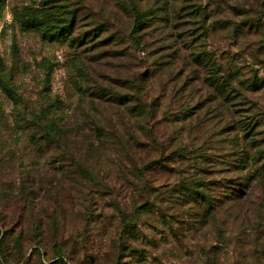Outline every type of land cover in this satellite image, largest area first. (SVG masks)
<instances>
[{"label": "rangeland", "instance_id": "obj_1", "mask_svg": "<svg viewBox=\"0 0 264 264\" xmlns=\"http://www.w3.org/2000/svg\"><path fill=\"white\" fill-rule=\"evenodd\" d=\"M132 4L148 12L139 47ZM198 55L218 68L211 78ZM137 72L159 102L151 127L170 149L186 146L191 163L197 149L225 158V118L250 122L251 156L264 149V0H0V239L10 235L0 264H264V158L239 168L254 175L248 187L210 165L211 182L230 180L226 191L244 197L205 216L169 190L175 174L194 173L188 161L139 177L95 141L96 120L138 133L96 90ZM43 110L62 117L91 174L75 173L62 146L32 139L29 118Z\"/></svg>", "mask_w": 264, "mask_h": 264}, {"label": "trees", "instance_id": "obj_2", "mask_svg": "<svg viewBox=\"0 0 264 264\" xmlns=\"http://www.w3.org/2000/svg\"><path fill=\"white\" fill-rule=\"evenodd\" d=\"M74 14L76 15V11ZM130 14L133 17L131 37L136 47H139L141 44V31L148 25L146 21V14L148 12L132 4ZM197 58L208 69L209 74L206 79L211 78L212 75L210 74H216L218 72L217 67L216 71H214L215 63L210 61V59H206V57L202 58L199 55ZM147 80V77L142 72H137L131 77L119 78V81H116V85L114 84V86H120L119 88L112 86V83H99L96 85L97 95L101 96L102 101L109 102L110 106L115 108L120 122L127 124L129 118H127L126 114H128L138 125V133L135 135L128 126L124 127L125 133L120 132L113 125H111L112 129L108 131L96 120L95 131L98 141L96 137L94 139L99 145L105 146L103 148L104 150L108 149V151H103V153H106L108 156L113 155L116 158L113 159L114 162L120 159L121 165L119 166L121 169L123 167L126 168L125 160H127L131 165V168L129 169L127 167V170L132 173L134 172V175L137 173L139 177H144L146 172L150 171L154 172L166 168L174 170L175 167H170L169 162H175L176 164L178 156L183 159L178 163L180 168L188 161L189 170H194V173L190 175L188 170H184L183 172L185 174L182 176L180 174L179 178L175 174L176 179L173 182L174 184L170 185L169 190L174 194L177 193L178 197L180 195L185 196L183 197L184 200L193 201L194 203L202 205L206 212L204 214L205 216H214L215 209L223 204L226 205L230 202L235 205L241 204L244 196L241 194L239 187H230V190L226 191V187L229 188L228 183H230V180L224 179L223 182L215 183L211 182L206 174L209 171L210 165H214V163L218 165L223 164L225 165L224 169L226 171L230 169L234 172L232 179L237 181H235L236 184H243L245 187H248V184L253 181L254 175L250 173L252 172L251 170L246 173L243 171L242 173L239 168H246L249 160H252V163L256 164L260 160L257 156L264 158V149H260L259 154L255 153L252 156L249 153L248 144L255 142V139L252 137L255 131H253L254 129L250 122L243 124L242 120H240L238 121L239 126L234 127L233 122L235 121L231 122L224 117L226 124L221 127L223 132H220V134H226L225 139L221 140L228 145L227 150H224L225 158L220 159L215 157L216 160L213 155H209L205 151H200L199 153L197 149L195 151L197 156L193 163H191L189 161L191 160V156L189 157V151L186 146L179 145L170 149L168 144L159 140L158 135L151 127L153 125L152 121L155 120L156 112L158 111L159 102L157 97H150V87L147 84ZM223 80L215 82L214 84L218 90H221H219V93L224 99L230 100L228 88L231 85V81ZM252 84L254 85V83ZM179 114L182 115L181 120H186L190 112L184 108L182 111H179ZM29 120L35 126L32 133V139L34 141L40 142V140H43L50 147L53 145L55 147L58 145L62 146V158H68L70 160V164L74 168L75 173L81 176H87L88 173L91 174L88 168V165L90 166L89 161L86 163L83 159L82 161L77 159L76 153L72 148L74 147V143L71 141L70 136L72 135H69L70 129L64 126V121L61 116H56L53 113H48L46 110H43L32 113ZM105 121L108 122V118H105ZM109 122L111 124L112 120L109 119ZM240 130L243 131L242 137L240 136ZM125 134H128L132 139H127ZM95 141L92 140L90 142V147L96 148ZM106 143L111 144L108 146ZM141 151L146 152V154L142 158H139ZM206 151L208 150L206 149ZM219 159L220 163H218ZM236 167L239 170L238 174L236 173ZM219 186H221L222 190L220 194L216 191ZM80 192L84 193L85 191L81 188ZM8 237H10L8 233L3 234V237L0 239V245H3ZM14 243L17 247L21 245L20 236L16 235L14 237Z\"/></svg>", "mask_w": 264, "mask_h": 264}]
</instances>
